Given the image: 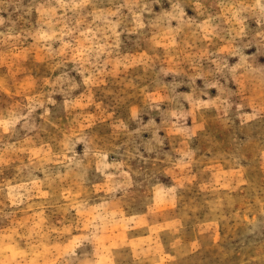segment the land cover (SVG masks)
<instances>
[{"label":"rangeland","instance_id":"obj_1","mask_svg":"<svg viewBox=\"0 0 264 264\" xmlns=\"http://www.w3.org/2000/svg\"><path fill=\"white\" fill-rule=\"evenodd\" d=\"M0 264H264V0H0Z\"/></svg>","mask_w":264,"mask_h":264}]
</instances>
